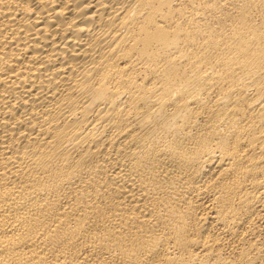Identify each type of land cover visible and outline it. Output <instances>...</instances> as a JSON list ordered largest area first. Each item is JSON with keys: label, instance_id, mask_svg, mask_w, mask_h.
Here are the masks:
<instances>
[{"label": "bare ground", "instance_id": "6f19581e", "mask_svg": "<svg viewBox=\"0 0 264 264\" xmlns=\"http://www.w3.org/2000/svg\"><path fill=\"white\" fill-rule=\"evenodd\" d=\"M0 264H264V0H0Z\"/></svg>", "mask_w": 264, "mask_h": 264}]
</instances>
